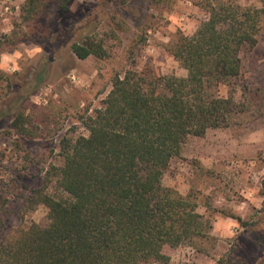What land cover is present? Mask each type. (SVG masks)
<instances>
[{"label": "rangeland", "instance_id": "374dc122", "mask_svg": "<svg viewBox=\"0 0 264 264\" xmlns=\"http://www.w3.org/2000/svg\"><path fill=\"white\" fill-rule=\"evenodd\" d=\"M220 1L229 0H47L26 23L27 0H0V235L48 223V209L29 203L33 191L61 164L64 139L89 136L88 119L116 76L187 77L171 46L180 35L194 37ZM87 40L103 47V57L73 53ZM257 40L240 52L239 77L220 88L245 104L244 113L230 127L189 138L163 179L211 224L209 239L168 248L170 264H264V28ZM19 115L23 134L13 128Z\"/></svg>", "mask_w": 264, "mask_h": 264}, {"label": "trees", "instance_id": "16d2710c", "mask_svg": "<svg viewBox=\"0 0 264 264\" xmlns=\"http://www.w3.org/2000/svg\"><path fill=\"white\" fill-rule=\"evenodd\" d=\"M46 1L27 0L23 21ZM260 1L261 8L232 0L209 5L198 33L177 38L170 51L186 78L137 71L114 78L103 108L88 119L89 136L64 139L61 164L33 191L29 203L48 209V223L3 230L0 264H170L168 248L210 238L194 199L163 179L189 138L230 127L244 113L245 104L220 88L239 77L242 48L258 42ZM72 50L81 60L104 55L92 40ZM24 124L19 115L13 128L23 134Z\"/></svg>", "mask_w": 264, "mask_h": 264}, {"label": "clouds", "instance_id": "9594fccd", "mask_svg": "<svg viewBox=\"0 0 264 264\" xmlns=\"http://www.w3.org/2000/svg\"><path fill=\"white\" fill-rule=\"evenodd\" d=\"M6 67V66H5ZM13 70H16V69H13Z\"/></svg>", "mask_w": 264, "mask_h": 264}]
</instances>
